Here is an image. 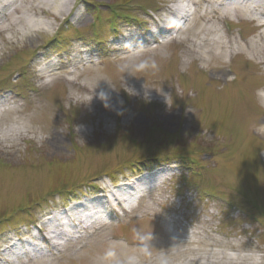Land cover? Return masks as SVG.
Returning <instances> with one entry per match:
<instances>
[{"label":"rangeland","instance_id":"rangeland-1","mask_svg":"<svg viewBox=\"0 0 264 264\" xmlns=\"http://www.w3.org/2000/svg\"><path fill=\"white\" fill-rule=\"evenodd\" d=\"M82 1L13 0L0 13V264H264L262 29L218 1L175 0L181 30L153 42L174 2ZM177 154L194 164L175 161L170 180L129 199L127 183L166 163L152 158ZM105 184L125 208L20 258L30 224L83 213ZM13 243L18 255H3Z\"/></svg>","mask_w":264,"mask_h":264},{"label":"bare ground","instance_id":"bare-ground-1","mask_svg":"<svg viewBox=\"0 0 264 264\" xmlns=\"http://www.w3.org/2000/svg\"><path fill=\"white\" fill-rule=\"evenodd\" d=\"M169 1L174 2L175 5L173 7L172 6L169 7L170 18L165 19V23H168L169 25L168 24L165 25L164 23V27L162 29L164 31L169 30V29L170 30L174 29L177 26V24H175L174 22L176 20H182L183 19L182 15H185V12L183 11L184 7H180V5L177 4L175 0H169ZM215 1H218V5L220 6L221 9L224 10L223 12H226V11L228 12L232 8H234V9L243 10L247 15H250L251 17H253V19L262 29L261 37L262 39H264V0H215ZM12 2L13 0H3V1L0 0V13L2 9L7 8ZM68 8H70L69 2L64 1V2H61L60 8H54V12L56 14H61L64 9H68ZM221 9L216 10V13L218 16L221 14V12H219V10ZM169 31H166V33H168ZM131 43H134V41L131 40ZM263 64H264V60H263ZM215 78L219 80V78L220 79L224 78V75L220 77L217 76ZM56 142H57V139L55 138L54 143ZM146 179H148V177H144V176L140 177L136 179L135 181L127 183L126 187L130 188L131 190H135V187H139L143 185L144 183H146L147 182ZM117 191H121V190L118 188ZM117 191L111 194L112 197H110L109 200L112 202L114 201L117 205H121L125 208L126 199L121 198L120 195H118L119 193ZM90 200H95V199H90ZM93 204L97 206L96 203H93ZM81 206L82 205H77V206H74L73 208L71 207V209L64 211L62 214H59V215L54 214L53 216H51V218L49 217L48 218L49 220L46 221L47 222L46 224L51 225L52 229L48 232L49 234L48 238L51 237L50 234H52L54 237H65L67 235H70L71 233L76 232L77 231L76 226L77 225L79 226L81 221H84L86 219H92L91 223H95V222L97 223L100 221V219H103L106 215H108L107 214L108 211L107 213L105 212V209L107 206L106 207L102 206L99 209H96L94 206H90L91 210L87 209L88 213L85 216H83L79 210V207ZM109 211L112 212V209H110ZM24 244L27 248L33 250L32 248L33 245H31L29 242H25ZM16 248H17V244L13 243L3 248L2 254L9 255L10 253H14L13 249H16ZM0 260H2L1 257H0Z\"/></svg>","mask_w":264,"mask_h":264},{"label":"clouds","instance_id":"clouds-1","mask_svg":"<svg viewBox=\"0 0 264 264\" xmlns=\"http://www.w3.org/2000/svg\"><path fill=\"white\" fill-rule=\"evenodd\" d=\"M146 67H148L147 64H141V65L138 66V70H142V69H144V68H146ZM151 67H153V68L156 67L155 62L152 63ZM121 71H124V70L121 69ZM45 83H48V81H45ZM104 94H105V93H104ZM257 95H258V97H261L260 102H261V103H264V89H258V90H257ZM105 96H106V95H105ZM102 101H103V100H102ZM107 106H108V105H107ZM107 106L105 105V107H107Z\"/></svg>","mask_w":264,"mask_h":264}]
</instances>
